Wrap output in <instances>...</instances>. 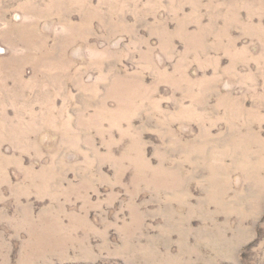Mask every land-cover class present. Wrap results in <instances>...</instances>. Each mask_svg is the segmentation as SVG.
Segmentation results:
<instances>
[{"label": "rangeland", "instance_id": "1", "mask_svg": "<svg viewBox=\"0 0 264 264\" xmlns=\"http://www.w3.org/2000/svg\"><path fill=\"white\" fill-rule=\"evenodd\" d=\"M0 264H264V0H0Z\"/></svg>", "mask_w": 264, "mask_h": 264}]
</instances>
